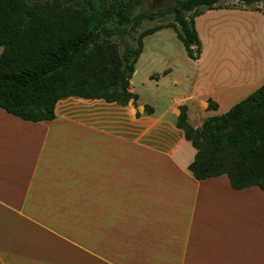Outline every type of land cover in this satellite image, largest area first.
Segmentation results:
<instances>
[{"label": "crops", "instance_id": "crops-1", "mask_svg": "<svg viewBox=\"0 0 264 264\" xmlns=\"http://www.w3.org/2000/svg\"><path fill=\"white\" fill-rule=\"evenodd\" d=\"M239 10L200 15L236 13L258 27L240 79L188 97L203 98L208 117L264 83L263 13ZM131 102L70 96L38 122L0 108V264H264L260 188L233 189L225 174L195 179V149L176 126L185 104L153 132L164 116Z\"/></svg>", "mask_w": 264, "mask_h": 264}, {"label": "trees", "instance_id": "trees-1", "mask_svg": "<svg viewBox=\"0 0 264 264\" xmlns=\"http://www.w3.org/2000/svg\"><path fill=\"white\" fill-rule=\"evenodd\" d=\"M142 1L85 0L77 8H62L60 0H0V108L38 122L53 120L56 103L70 96L121 106L135 102L138 96L129 88L143 38L172 28L186 55L198 60L202 45L195 18L224 8L214 7L218 0H174L166 9L174 14V23L146 28L135 45L125 42L120 50L113 37L129 34ZM194 7L186 17L185 10ZM176 126L195 149L188 165L195 179L225 174L233 189L258 186L264 193V83L198 128L188 123L187 106L181 105Z\"/></svg>", "mask_w": 264, "mask_h": 264}, {"label": "rangeland", "instance_id": "rangeland-1", "mask_svg": "<svg viewBox=\"0 0 264 264\" xmlns=\"http://www.w3.org/2000/svg\"><path fill=\"white\" fill-rule=\"evenodd\" d=\"M84 1L60 0V6L77 8L83 5ZM173 5L174 0H143L139 8L135 10V17L129 25V34L125 38L113 37L119 49H124L125 42L135 45L138 34L146 28L174 23V14L166 11L167 6ZM217 6L231 9V11L251 9L263 13L264 0L253 3L240 0H218L214 4V7ZM198 8L202 9L204 6L200 5ZM194 10L195 7L186 9L185 16L189 17ZM213 15L212 19L207 18L208 20L202 16L196 18L195 27L203 44L200 61L190 59L186 55L183 44L172 28L160 29L143 38V51L135 64V74L129 88L131 92L137 94L138 98L135 102L130 101L135 106L139 103L143 108L145 106L151 110L154 108L157 115L164 116L162 123L151 129L153 132L163 130L175 121L173 110L178 107V104H185L188 107V123L192 127H200L202 122L200 119L208 117L209 113L201 108L200 100H204L203 98L195 97L188 100L191 93L196 92L202 97L206 95L207 90L204 89L206 83L219 88L218 86H227L240 79L239 67L247 61L244 48L256 43L258 39L257 24L250 23L236 13ZM205 20L207 21L204 25ZM257 20L258 17H256ZM261 28L264 30V14L261 16ZM194 80L198 83L196 90ZM256 88L255 85L242 87L234 101ZM97 107L96 105L95 109ZM149 111L144 112L150 113Z\"/></svg>", "mask_w": 264, "mask_h": 264}]
</instances>
